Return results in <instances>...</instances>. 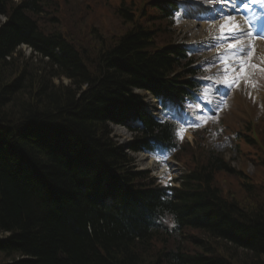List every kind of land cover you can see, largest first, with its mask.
<instances>
[{
	"label": "trees",
	"instance_id": "trees-1",
	"mask_svg": "<svg viewBox=\"0 0 264 264\" xmlns=\"http://www.w3.org/2000/svg\"><path fill=\"white\" fill-rule=\"evenodd\" d=\"M45 9L53 13L43 0H0V264H264V206L242 207L221 197L212 185L217 172H234L221 157L209 154L208 167L194 168L180 188L151 190L112 137L110 124L125 119L129 108L143 122L130 151L146 150L151 142L179 147L175 123L158 124L145 114L134 90L177 104L186 95L181 83L190 89L184 79L195 75L193 59L181 48L156 45V33L125 8L119 13L130 25L126 33L106 42L100 34L95 54L89 44L79 50L62 30L46 28L45 22L60 21L44 16ZM24 45L32 56L26 67L14 68ZM35 61L46 72L29 65ZM62 77L71 85L53 84ZM35 116L33 133L14 132L19 117L28 122ZM87 155L93 169L79 176L75 164ZM102 167L116 170L112 180L128 199L141 201L138 214L129 217L128 199L118 197L120 210L87 201L83 183L97 187ZM243 184L252 195V183ZM99 194L109 196L103 189Z\"/></svg>",
	"mask_w": 264,
	"mask_h": 264
},
{
	"label": "rangeland",
	"instance_id": "rangeland-1",
	"mask_svg": "<svg viewBox=\"0 0 264 264\" xmlns=\"http://www.w3.org/2000/svg\"><path fill=\"white\" fill-rule=\"evenodd\" d=\"M43 1L49 8L53 9V13L55 10L59 12L58 14L55 12L53 15L48 9H45L46 12L44 10V16L56 17L60 21L57 24L45 22L46 28L62 30L68 36V40L78 49L89 44V47L96 50L92 52L93 54L103 44L100 40V34L104 38L106 37V42L111 41V39H118L119 36L127 32L126 30L130 25H126L122 19V15L119 13L121 8H125L129 14L134 15L133 18L136 19L138 25L156 33L157 37L155 36L154 41L158 46L167 45L166 43L194 44L201 51L202 60L207 66L205 71L208 74L205 77L212 83L211 85L229 88V93L221 104L214 103L212 111L210 109L199 117L198 119L201 120L199 123L194 122L191 118L187 121L188 126H184V130L179 131L177 137L180 146L175 151L176 156L174 158L177 162L171 163L176 171L173 174L169 173L167 178L160 179L158 170H152L153 168H147L145 165L149 158L130 151V145L135 137L133 134L122 127H113V136L120 145L126 148V153L133 160L136 170L141 171L143 169L149 172V176L157 178L162 186L174 182L176 185V180L184 171L191 173L194 168H200L202 165L208 167L209 154L214 153L222 157L225 163L227 162L230 165L228 166L235 171L231 173L227 169L216 175L212 185L216 187L221 197L229 202L236 201L242 207L250 206L249 203H259L264 206V151L249 145L244 138H249L250 133L255 131L259 142L264 146V52L261 50V46L258 49V42L254 41L250 44L245 51L243 68L238 75V85L234 90V86H227L226 83L229 81L230 75L229 71L223 67L224 61L211 60L217 46L210 42H202V25L206 28L214 26V23L224 18L226 11H222L221 8L215 9L213 11L214 16L217 14L218 18L211 21V14L201 8L216 6L218 0H174L181 2L182 7L179 17H177L178 28L172 29H168L165 23L153 21L160 18L154 4L156 0ZM156 15L158 18H155ZM82 19L83 23L79 24ZM80 29H82V34L79 33ZM19 52L22 57L15 56L19 61L13 62V67L21 69L26 67L24 64L28 58H31L32 52L26 47H22ZM92 53H89L88 62L94 60L91 57L93 56ZM34 59L37 60L36 57ZM29 65L39 71L46 72V65L43 63ZM53 84L68 87L71 82L68 78L62 77L53 79ZM230 90L233 92L231 93ZM208 94L209 90L205 92L203 97L207 98ZM148 100L149 103L147 104L151 105L150 99ZM191 129L195 133H191ZM197 129L199 130L197 131ZM159 158L161 160H156L157 166H169V161H164L166 157L159 156ZM129 173L132 172L129 171ZM236 173H243L244 178H242V174L237 176ZM246 177H249L252 182V195L245 190L244 184L241 182ZM115 186L117 184L113 180H105L97 187L111 192ZM189 233L190 230L187 231L186 235ZM191 234L201 236L198 232ZM177 240L181 241L182 238ZM181 243L189 252L194 250V246L190 243L186 241H181ZM262 258L264 259V256Z\"/></svg>",
	"mask_w": 264,
	"mask_h": 264
},
{
	"label": "bare ground",
	"instance_id": "bare-ground-1",
	"mask_svg": "<svg viewBox=\"0 0 264 264\" xmlns=\"http://www.w3.org/2000/svg\"><path fill=\"white\" fill-rule=\"evenodd\" d=\"M240 22H242V20L240 18L232 16L231 20L223 19V20L218 22L216 27L211 28L207 32H206V26L202 25L201 28H203V30H202L203 40L213 38L212 41H214L216 43H224L226 41L231 40V37L234 35H245V36H247L246 35V33H247L246 27L245 26L239 27ZM226 24H229L232 26L233 31L231 33H229L228 29H226L224 27V25H226ZM193 46L196 49H198L194 44H193ZM225 52H226V48H220L219 50H217L216 53L217 54H223ZM199 91H200V89L196 90L194 92V94H197ZM126 117L128 118V120L134 121L136 118H138V110L136 112V111H133V109L131 111L128 108V114H126ZM17 122L18 123H15V124L19 125V127H18L19 131L15 130L14 132H16V133L25 131V134H31L35 131V127H37V125H39L38 117H36V116L33 118H30V120L28 122H25V120L22 117H19ZM5 127L6 126L4 124V126L2 128H5ZM52 136H53L52 134L47 133V137L45 139L49 140ZM60 140H62V139H60ZM60 140H59V142H61L60 144H65V142L63 143V141H60ZM157 144H160V143L157 142ZM104 160H106L105 157H104ZM133 164H134V162H132V167L134 168V171L136 173H138L139 175H143L144 177L147 178L146 181L148 182V185L150 186L151 190H155V189L162 186V184L159 183L157 178L150 177L149 173L143 169H141V171H137ZM155 164H156L155 161L149 160L145 165L147 166V168L158 169V167H156ZM75 165H76V169H77L76 174L79 176H82L83 174L92 171L93 166H94L93 158L91 155L84 156V157L80 158L76 162ZM112 170H114V169L108 168L105 170V167H102L98 170L99 173H102V175L99 176L98 174H96L95 176L97 178H99L98 180L100 183L104 182L105 180H112L114 177L112 173H116V170H114V171H112ZM166 171H167L166 168L159 167V175L160 176H158V177L160 179H162L163 176L165 175L164 172H166ZM217 174H219V172H217ZM142 182H144L143 179H142ZM142 182L139 180L138 184L142 185L143 184ZM83 185H84V187H86V190L90 192V194H88V196H87V201L91 205H94V206L98 207L99 209H102L103 207L101 205H103L105 207H109V209L120 210L119 206L122 204L120 201L127 200L128 196H129L126 194L127 192L125 191V189L122 186H115V189L113 187L114 190H111V192L108 191L109 196H102L101 197V195L99 193L102 192V189H99L97 187H92V186L89 187V186H87V184L85 185L84 183H83ZM80 187L83 188L82 184L80 185ZM97 195H98V200L95 199V196H97ZM118 197H119L120 201L118 200ZM109 200H110V202H109ZM128 200L129 201H128L127 206H128V209L130 210V214H128V215H129V217H132L135 214H138L139 210H138V207L136 206V204L141 203V201L138 200L136 197L129 198ZM104 215L109 216L108 213H104ZM123 218H126V216H124ZM128 220H130V219H128Z\"/></svg>",
	"mask_w": 264,
	"mask_h": 264
},
{
	"label": "snow or ice",
	"instance_id": "snow-or-ice-1",
	"mask_svg": "<svg viewBox=\"0 0 264 264\" xmlns=\"http://www.w3.org/2000/svg\"><path fill=\"white\" fill-rule=\"evenodd\" d=\"M227 18H228L229 20H231V16H228ZM224 27H225L226 29H228V32H229V33H231V32L233 31L232 26L229 25V24L224 25ZM231 39H237V37L232 36ZM229 47H231V48H235L236 45H235V44H229ZM242 54H243V53H242ZM245 71H246V70H245Z\"/></svg>",
	"mask_w": 264,
	"mask_h": 264
}]
</instances>
